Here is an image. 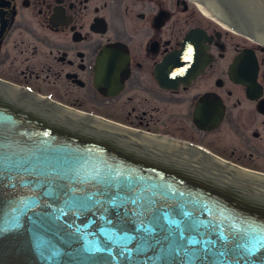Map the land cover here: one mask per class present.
Here are the masks:
<instances>
[{
	"label": "water",
	"instance_id": "1",
	"mask_svg": "<svg viewBox=\"0 0 264 264\" xmlns=\"http://www.w3.org/2000/svg\"><path fill=\"white\" fill-rule=\"evenodd\" d=\"M41 97L0 80V264H264L261 172Z\"/></svg>",
	"mask_w": 264,
	"mask_h": 264
},
{
	"label": "flooded vegetation",
	"instance_id": "2",
	"mask_svg": "<svg viewBox=\"0 0 264 264\" xmlns=\"http://www.w3.org/2000/svg\"><path fill=\"white\" fill-rule=\"evenodd\" d=\"M205 8L0 0V80L264 173V41Z\"/></svg>",
	"mask_w": 264,
	"mask_h": 264
},
{
	"label": "bare ground",
	"instance_id": "3",
	"mask_svg": "<svg viewBox=\"0 0 264 264\" xmlns=\"http://www.w3.org/2000/svg\"><path fill=\"white\" fill-rule=\"evenodd\" d=\"M197 3L208 13L209 11L205 8V5L211 4L213 7L210 9L214 15H219L221 18V21L224 24H227L228 26L232 27L234 30L240 33H244L246 35H249L251 37H254L256 39H259L261 41H264V0H196ZM40 97V96H39ZM46 100L45 97H41ZM51 103V101H49ZM56 104V103H55ZM58 104V103H57ZM59 107L70 110L73 112H79L74 111L71 108H67L62 105H58ZM83 116H87L85 113L79 112ZM101 122L111 124L135 133H139L142 135H146L149 137L157 138L160 140H164L167 142H172L173 144L184 146L183 143L179 142L178 140L172 139L167 137H159L150 135L149 132H142L138 131L132 128H128L124 126L123 124L114 123L111 121H108L107 119H99ZM194 151V150H193ZM197 153H200L202 155H206L207 157L214 159L216 161L222 162L224 164L230 165L234 168V165H231V163L227 162L223 158L210 153L208 151H195ZM239 169V168H237ZM247 173H250L246 170H242ZM255 176H258L260 178H264V175L262 173H250Z\"/></svg>",
	"mask_w": 264,
	"mask_h": 264
},
{
	"label": "rangeland",
	"instance_id": "4",
	"mask_svg": "<svg viewBox=\"0 0 264 264\" xmlns=\"http://www.w3.org/2000/svg\"><path fill=\"white\" fill-rule=\"evenodd\" d=\"M210 9H212V5L211 4H208L207 5ZM264 14V13H263ZM217 16H219V15H217ZM227 28H229V29H233L232 27H230V26H228L227 24H224ZM234 30V29H233ZM38 94V93H37ZM41 95L43 96V97H47V94H44V93H41ZM69 106V105H68ZM79 109V108H78ZM80 110H82V111H85V112H92V113H94L95 115H99V116H101V117H103V118H105V119H111V118H109L105 113H104V110H103V108H101L100 110H101V112H97L98 110H94V109H89V108H80ZM120 124V123H119Z\"/></svg>",
	"mask_w": 264,
	"mask_h": 264
},
{
	"label": "snow or ice",
	"instance_id": "5",
	"mask_svg": "<svg viewBox=\"0 0 264 264\" xmlns=\"http://www.w3.org/2000/svg\"><path fill=\"white\" fill-rule=\"evenodd\" d=\"M97 175H99V172H97ZM120 176H121L120 173H115L114 174V178H118ZM73 191L75 192V189ZM133 191H135V189ZM186 215H187V213H186ZM189 243H194V241L190 240ZM95 250L101 251V249L99 247H97ZM248 251H249V254L251 255V254H253L256 251V249L251 248V249H248Z\"/></svg>",
	"mask_w": 264,
	"mask_h": 264
}]
</instances>
